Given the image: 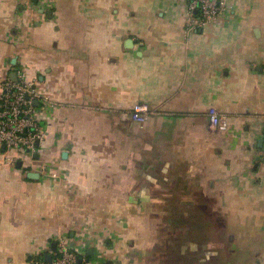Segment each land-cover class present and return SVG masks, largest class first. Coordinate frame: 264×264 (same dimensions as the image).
<instances>
[{"label":"crops","instance_id":"1","mask_svg":"<svg viewBox=\"0 0 264 264\" xmlns=\"http://www.w3.org/2000/svg\"><path fill=\"white\" fill-rule=\"evenodd\" d=\"M185 21L184 0H0V83L53 104L30 161L0 154V264L60 235L92 264H264V0Z\"/></svg>","mask_w":264,"mask_h":264},{"label":"built area","instance_id":"2","mask_svg":"<svg viewBox=\"0 0 264 264\" xmlns=\"http://www.w3.org/2000/svg\"><path fill=\"white\" fill-rule=\"evenodd\" d=\"M184 2L187 34L202 32L216 24L225 4V0H184ZM52 107L50 99L46 95L39 94L34 83L27 81L24 75H18L16 82L0 83V154L11 151L30 161L46 141L45 122L50 119L46 115V109ZM154 113L149 106L138 104L132 108L129 118L135 124H143ZM207 115L209 136L213 137L227 131L229 117L226 114L210 108ZM2 146L5 148L4 151L1 150ZM6 159L8 162H14L12 159ZM48 177L57 180L60 172L57 168L53 169ZM56 243L57 249L52 255L50 264H78L79 259L81 264H92L83 258L86 247L71 246L64 235L58 236Z\"/></svg>","mask_w":264,"mask_h":264},{"label":"water","instance_id":"3","mask_svg":"<svg viewBox=\"0 0 264 264\" xmlns=\"http://www.w3.org/2000/svg\"><path fill=\"white\" fill-rule=\"evenodd\" d=\"M14 81H16V80H14ZM34 104L36 105V103H34ZM1 150H2V151L5 150L4 146H2ZM20 166H21V163L18 162V163H17V167H20ZM28 177H29L30 179H37V178H38V175H35V174H33V173H29V174H28ZM56 249H57V243H53V244H52V247H51L52 253H54V252L56 251ZM91 253H92V252L89 251V255H92ZM52 258H53V256H52L51 254H46V255L43 257V264H50L51 261H52ZM78 264H81V260H80V259L78 260Z\"/></svg>","mask_w":264,"mask_h":264}]
</instances>
